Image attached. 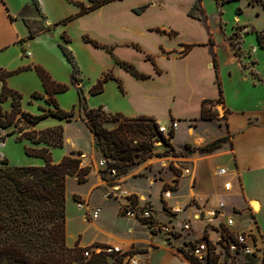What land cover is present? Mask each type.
Instances as JSON below:
<instances>
[{"label":"crops","instance_id":"0c3cea01","mask_svg":"<svg viewBox=\"0 0 264 264\" xmlns=\"http://www.w3.org/2000/svg\"><path fill=\"white\" fill-rule=\"evenodd\" d=\"M38 1L41 10H38L33 0H0V67L15 69L20 66L40 65L57 82L69 84V90L76 95L77 85L71 83L72 66L59 47V43L64 42L63 28L57 27L54 23L79 11V7L73 5L64 14L57 15L65 4H71V1H83L87 4H91V2L90 0ZM124 1L126 0L104 3L89 12L81 13L65 26L72 36H69L70 40L65 43L75 54L81 69V76H83L80 85L90 97L91 88L112 69L114 75L123 81L124 91L121 90L115 79L105 82V94L111 91L114 98V101L105 102V111L107 113L121 112L128 117L146 115L163 124L172 119L178 120L179 125L173 138V144L175 148H178L180 145L176 143V139L180 124L200 118L202 101L208 98L216 99L219 96L216 69L212 64L213 56L209 51V45H193L186 54L181 53L185 45H161L164 44L166 36L150 31V28L161 24L162 27L167 25V28L170 29L174 25L156 21L155 18L148 16L161 9L162 0H134L126 10L131 12L132 7L149 3L144 12L133 15L139 21L134 26V31L140 36H151L154 41L152 45L140 46L146 53L153 56L160 72L156 70L153 63H149V60H147L148 63L146 62L144 52H140L130 45H109L114 47L112 54L105 47L96 46L92 42L86 41L83 36L89 34L105 46V32L112 33L117 29H127V25L119 13H112L111 17L105 16L106 10ZM194 1L180 2L176 0L174 10L181 16L186 13V16L189 17L187 12ZM25 8L29 9V16H23V9ZM24 18L30 19L32 26L30 24L29 26ZM30 27L36 32L33 38H29ZM176 28L179 27L176 26ZM114 55L134 63L141 69V72L149 74L150 77H137L117 64ZM141 65H145V67ZM21 74L26 82L31 84V91H44L42 80L35 70L29 69ZM8 80L10 81V78H7V82ZM250 81L248 76H244L243 82L246 85L242 90H238V94L241 91L250 94L245 106L233 108L227 102L226 96L224 97L230 111L228 112L227 128L218 136L229 135V144L227 143L215 150L217 153L220 152V158H225L224 165L236 172L232 178L234 189L237 191L241 187L240 176L243 177L248 173L264 175V82ZM1 86L2 81L0 80ZM62 97L63 94L59 93L60 100ZM35 100L39 101L40 99ZM62 122L65 126V145L68 146L66 154H69L71 150L81 151L83 152L81 154L82 164L92 166L88 180L82 183L88 184L87 189L83 193L76 192V195L93 206L95 192H98L101 197H104V191L113 192L116 198L107 199L105 197V203L114 201L118 209L126 201L127 194H133L137 198L144 197L145 200H150L153 205L156 197L163 203V187L165 184L171 183L177 175L173 168L162 165L170 162V156L152 157L121 177L114 178L111 175L109 176L110 179H104L99 174V170L102 168L100 162L106 160V157L97 148L94 135L89 127L79 115L73 120L62 119ZM73 122L82 127L75 139L71 140V137L67 136V129L68 125ZM192 127L188 123L185 126V141L193 140L202 145L212 140L197 134L195 131L190 136L189 129ZM87 139H90L91 143L89 147L85 148L83 145ZM189 155L191 157L192 154ZM203 160L199 159V163L194 164V176L196 178L194 187H191L189 178L181 177L179 188L175 191L180 194L174 195L172 201L170 200L171 202L183 206L193 197H196L198 203H205L208 200V206H213L219 198H224L228 203H231V194L225 191L222 186L224 180L215 174L217 167L211 166L212 172L210 173L207 169V163L210 167L212 161ZM71 177L77 180L76 176H69L68 179ZM190 210L192 211V209ZM88 224H92L100 231L105 232L107 236L105 245L113 242L122 245L124 249L131 246L144 248L153 237L146 224H142L148 231L146 239L135 235L134 229L131 227L126 234L115 235L106 229L104 230L95 221ZM79 235H81L80 244L83 245H92L103 240L92 237L85 241L82 234H76L70 241L67 230V244L69 246L75 245Z\"/></svg>","mask_w":264,"mask_h":264},{"label":"rangeland","instance_id":"374dc122","mask_svg":"<svg viewBox=\"0 0 264 264\" xmlns=\"http://www.w3.org/2000/svg\"><path fill=\"white\" fill-rule=\"evenodd\" d=\"M113 1H117V0H113ZM175 1L176 0H162L163 5L161 9L157 10L154 14L148 16L149 18L151 17L155 18L156 21L159 22L162 21L163 23H167L168 25H174V27L172 26L169 29L167 28V25L165 27H162L161 24H159L156 26H152L150 28V31L166 36L164 44L161 45H209V51L212 54L213 58H215V60L212 58V64L215 69H216L215 61L217 63L220 81L222 82L224 97L226 96L227 102L233 108H239L245 106L246 102L250 98L249 97L250 94H248L247 92L244 93V91L243 92L241 91V93L238 94V90L239 89L242 90L246 85V83L243 82L244 76H248L251 80L250 82L259 81L252 74V72L254 71L256 74L260 75V77L264 79V6L261 4L251 5L248 3L247 0H234L224 3H222L221 0H202V6L204 9V13L206 15V19H198L194 17L192 18L190 16L187 17L186 13L183 16L179 15V13L176 10H174ZM179 1L185 2L186 0H179ZM133 2L134 0H126L105 11L106 12L105 16L108 15L110 17L113 14L119 13V15H121L122 17L121 19L127 25V29L125 30L117 29L115 32L112 33L105 32V45L108 46L110 50L106 48L105 49L112 54L114 47L109 45H130L134 49L140 52H144L146 55L147 53L143 50V48L140 45H152L154 43L150 35L140 36L134 31V26L139 21L133 15L139 13L133 11L135 6L132 7L131 12L126 11L127 7L131 5V3ZM70 3L71 4H65V6L61 8V10L57 13V15L64 14L65 12H67L69 7L73 5L78 6L79 11L77 13L69 14L54 23L55 25H57V27L63 28L62 35L66 34L69 40L70 37L72 36L65 28V26L71 20H73L82 13L81 4H84L86 6L90 5L87 4V2H83V1H71ZM144 4H148L149 6V3H144ZM178 10L183 12L181 9ZM29 14H30L29 9H26L23 12V16H29ZM71 16H72L71 19L64 21L66 18H69ZM28 20H29V24L32 26L31 24L32 21L30 19ZM33 25L36 24L33 23ZM176 26L179 28H176ZM158 29H160V31ZM259 33L261 38L259 37ZM83 37L88 42L91 41L87 40V37L97 41L96 39H93L89 34H85ZM135 45H138L141 48V50L137 49ZM20 50H22V48H20ZM114 57L116 62L117 59H120L115 55ZM147 60L149 59H147L146 57V62L148 63ZM150 62L152 63L151 60H149V63ZM117 64L119 63L117 62ZM132 64L136 67L138 71L141 72V69L138 66H136L134 63ZM141 66L145 67V65H141ZM23 67L26 66H20L15 69H6V68L4 69L8 71H16ZM27 70L29 69H23L19 72L13 73L11 76L8 77L10 78V81L8 80L7 85L10 88L21 93L22 109L34 115H37L42 112L41 109L39 108L40 105L45 107H48L49 105L45 102L44 99L39 98L40 100L37 101L35 100L37 98L32 97V94L34 92L37 91L43 93L44 91L30 90L31 84H28V82H26V80L24 79V76H22L21 74L23 71H27ZM108 72L113 73V70L110 69ZM115 77L116 78H111V79H115V80L119 79L122 82L123 88H121L117 80L118 85L121 88V90L124 91L123 81L117 76ZM0 93H1V87H0ZM84 93L86 96L87 104L90 108H97L99 106H103L105 109V102L114 101L113 95H111L112 93L111 91L105 94V83H104L103 91L98 94H93L90 91L91 96L88 97L85 90ZM61 94H63L62 100H60L59 98V93L56 95L60 107L66 111L73 110L75 112V116L73 117V119L76 118L80 114V96L78 90L76 95L73 92H71L69 89L65 92H62ZM1 105L4 110H11L12 107L11 98L1 103ZM209 106L210 104L208 103L207 107ZM212 109L218 112L216 118L205 119V120L198 118L197 120H190L186 123L180 124L178 138L176 139V143L180 145V147L175 148L173 144L174 137L171 139V145L165 143L164 140H162L161 138L156 139L154 146V153H162V154L153 155L152 157L163 156V155L170 156L169 160L172 163V168L173 170H175L176 173L180 172V170L177 169L173 163L174 162L180 163L179 158L181 157L190 158L194 164L195 163L198 164L199 159H204L203 161H206L208 159L211 160L212 163H210V167H209V163H207V169L209 170L210 173L212 172L211 166H216V167L226 166L224 165L225 158H220V154H219L220 152L219 153H217V151H213L210 153L203 152L200 150V148L205 144L201 145L193 140H190V142L185 141L186 138L185 126L187 125V123L190 125V127L195 126L194 128L193 127L191 128L192 133L195 131L197 134H200L205 138L212 140L220 137L218 135L225 128H227L228 122L226 116L228 115L229 107L227 106L225 101L224 102L221 101L216 103ZM116 123L117 122L115 121L114 122L109 121L106 123V125L108 127H112ZM169 123L170 121L164 124L168 125ZM24 125H25L24 123L18 122L17 128ZM58 125H62L64 127V146L50 147L52 159L55 162H59L66 154V151L68 150L67 144L65 145L66 134H65V126L62 122V119L55 116H48L43 118L35 127L37 130H43ZM81 127L82 126L76 122L69 124L67 129V136L69 135L71 137V140H74ZM13 128H14L13 126L8 128L0 127V165L3 164L2 161L5 158H7L9 164L13 166L44 165L45 159L41 156L28 154L27 148L40 149L47 145L44 143L36 144L29 139H23L19 141L16 139V135H6L7 132ZM192 133L190 132L189 129L190 136H192L191 135ZM84 142L85 143L83 146L85 148L90 146L91 143L90 139H87V141ZM134 143H137V141H135ZM227 143L228 142H225L222 146H224ZM190 153L192 154L191 157H189ZM78 156L82 157L81 154ZM152 157H149L145 161L149 160ZM99 174L101 176L103 175V173H101L100 170H99ZM222 179L224 180V178H221V180ZM180 180L181 179H177L178 183L176 185V189L179 188ZM189 181H191V179ZM169 184L174 185L173 182ZM240 186L242 192L237 191V189H234L235 193L231 195L230 197L231 203L228 204L229 206L230 205L235 206V208L239 211L246 212V214L250 210L255 218V221H257L259 230L264 238V175L248 173L245 174L243 177L240 176ZM87 187L88 184L84 185L79 181L73 179V177L67 180L66 214H67V230L70 236L69 237L70 241H72L73 236H75L76 234H82L83 239L85 241L91 239L92 237L103 239L101 241L95 242V245L104 246L105 239L107 236L105 232L100 231L94 225L88 224L93 221H95V223L101 226L104 230L106 229L107 231L115 235L126 234L128 232V229L131 227L134 229V234L137 235L138 237L142 239H146L148 237V231L145 228V225L144 226L142 225L146 223L123 215L122 212H119L117 204L114 201L105 203V191L103 194L104 197H101L98 192L94 193L93 206L89 202H86L85 200L81 199L79 195L75 194L76 192L83 193L87 189ZM179 194H180L179 192L177 193L174 192L173 197L174 195L178 196ZM131 197L135 198V196L133 195ZM106 198L112 199L116 197L114 193H111V196ZM139 199L141 202L145 201L144 197H140ZM171 199L172 198L170 199L162 198L163 203H161V200L156 197L154 200V205L150 200L147 201L149 204L152 205V207H154L158 218L162 220L165 219L167 220V218L169 217L167 216L168 214L164 210L176 213L178 215V219H175L176 221L181 220L182 217L190 214L191 210L188 209V206L185 205L179 206L177 204H174L173 202H171L172 201ZM251 199H257L261 203V208L259 210L253 207V204L251 203ZM80 202L87 205L84 207H80L79 205ZM96 205L101 208V212H100V216L97 219H93L92 217H90V213L93 210H95V207H97ZM173 208L176 209L175 212ZM86 215L88 219H86ZM235 219L240 226L243 227L250 226L249 216L247 215H240V216L236 215ZM201 230H202V223L195 222L194 231L191 233V235L192 236L198 235L201 233ZM185 237L188 236L183 234L182 237L171 238L170 241H168L166 236L164 235L158 237L153 236L151 237V241L149 242V244L147 246H144L143 249L148 251L149 259L152 262L158 264H202L197 262L192 257L188 256L184 252L183 239ZM164 240H166V242H163ZM80 242H81V235L78 236V241L75 243V245L78 244V247L84 248V251L86 247L90 246L89 244H85V245L80 244ZM84 251H83V255L84 257H86Z\"/></svg>","mask_w":264,"mask_h":264},{"label":"trees","instance_id":"16d2710c","mask_svg":"<svg viewBox=\"0 0 264 264\" xmlns=\"http://www.w3.org/2000/svg\"><path fill=\"white\" fill-rule=\"evenodd\" d=\"M38 10H41L38 0H33ZM113 0H90L91 4L82 5L81 12H89L96 7ZM222 3L234 0H221ZM249 4H261L264 0H247ZM148 4L135 7L136 13H142ZM26 10L23 9V12ZM188 15L198 19H206L202 0H195L188 11ZM66 18L64 21L71 19ZM29 25L28 19L24 18ZM30 26V25H29ZM160 31V29H158ZM36 32L30 27L29 38H33ZM64 42L59 47L72 66L71 83L77 85L80 96V118L86 123L94 135L97 148L107 160V167L101 168L104 179H109V174L115 170L114 178L123 176L135 169L142 162L153 155L155 141L158 138L171 145V139L175 131L166 136L158 129V121L150 116L140 115L128 117L121 112L107 113L103 106L90 108L86 101L82 81L81 70L73 51L66 45L69 41L66 34L62 35ZM259 37L260 33H259ZM96 46H102L110 50L98 41L87 37ZM193 45H185L181 50L186 54ZM137 49L141 50L138 45ZM156 70L159 67L151 54H146ZM215 60V58H214ZM117 62L139 78H148L149 74L142 73L136 67L125 60L117 59ZM216 66V82L219 96L216 99L208 98L202 101L200 119H213L218 115L213 106L225 101L222 82ZM35 69L42 80L44 92H34L33 98L44 99L48 107L39 106L41 113L34 115L22 109V95L7 85V78L15 72L23 69ZM254 77L263 81L260 75L252 72ZM111 78H116L113 73L107 72L91 88L93 94L103 91L104 83ZM0 80L2 81L0 93V127L14 128L6 135H16L21 141L29 139L39 144L44 143L40 149L27 148L30 155L41 156L45 159L44 165H18L9 164L5 158L0 165V264H108L106 255L95 253L90 258L83 255L84 248L78 244L71 247L67 244V214H66V190L69 176H76L80 183L88 180L92 170L91 165H83L78 155L81 151L71 150L63 156L59 162L52 159L50 147L64 146V127L62 125L37 130L36 125L45 117L55 116L60 119L72 120L75 112L66 111L59 105L56 95L69 89V84L54 80L49 72L40 65H29L16 71H8L0 67ZM121 88L122 82L117 79ZM11 98V110H4L1 103ZM210 104L207 107V104ZM230 109H228V112ZM228 115L226 116V119ZM109 121L117 122L112 127L106 125ZM24 126L17 128V123ZM137 141V143H134ZM229 141V135L220 136L201 146L203 152H213ZM167 152V151H166ZM108 174V175H107ZM106 175V176H105ZM172 188L165 184L163 190ZM134 196V195H133ZM147 223V221H143ZM189 256V255H188Z\"/></svg>","mask_w":264,"mask_h":264},{"label":"built area","instance_id":"2783aa9c","mask_svg":"<svg viewBox=\"0 0 264 264\" xmlns=\"http://www.w3.org/2000/svg\"><path fill=\"white\" fill-rule=\"evenodd\" d=\"M178 125L179 121L172 119L168 125L158 122V129L168 136L171 131L177 129ZM179 160L180 163L174 162L173 164L180 172H177L172 181L174 184L171 185L172 188L162 191V198H173L177 179L181 177L191 179V187H194L196 183L193 161L185 157ZM100 165L106 168L107 160L101 161ZM163 166L172 168V163H164ZM112 171L113 173L109 176L114 175L115 170ZM235 173L227 166H218L215 171L216 176L224 178L223 189L231 195L235 193L232 178ZM239 191L242 192L241 189ZM111 193L113 192H105V197H110ZM132 195H126V201L120 205L119 212L141 222L147 221L146 225L154 237L164 235L170 241L171 238L187 235L188 237L183 239L184 252L197 262L202 264H264V238L250 210L247 214L239 211L235 206H229L224 198L216 201L213 206H208V200L205 203H198L196 197H193L185 204L188 209H192L189 215L176 221L175 219H178L176 213L164 210L169 217L167 220H162L158 218L154 207L147 200L141 202L137 197L132 198ZM79 205L84 207L87 204L80 202ZM173 210L176 211L175 208ZM100 212L101 208L97 206L90 213V217L97 219ZM236 215L249 216L250 226H240L235 219ZM86 219H88L87 215ZM195 222L202 223V230L200 234L192 236ZM101 252L106 255L108 264H158L149 259L148 251L135 246L124 249L122 245L114 243L104 246L92 244L84 251L86 258Z\"/></svg>","mask_w":264,"mask_h":264},{"label":"bare ground","instance_id":"6f19581e","mask_svg":"<svg viewBox=\"0 0 264 264\" xmlns=\"http://www.w3.org/2000/svg\"><path fill=\"white\" fill-rule=\"evenodd\" d=\"M190 132L192 133V130L190 129ZM251 203L254 205V207L257 209V210H259L260 209V202L257 200V199H252L251 200Z\"/></svg>","mask_w":264,"mask_h":264},{"label":"water","instance_id":"95a60500","mask_svg":"<svg viewBox=\"0 0 264 264\" xmlns=\"http://www.w3.org/2000/svg\"><path fill=\"white\" fill-rule=\"evenodd\" d=\"M111 173H113V171Z\"/></svg>","mask_w":264,"mask_h":264}]
</instances>
